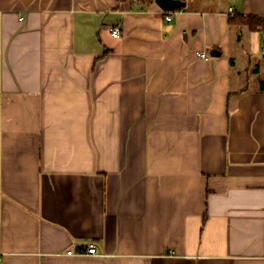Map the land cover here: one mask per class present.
Wrapping results in <instances>:
<instances>
[{
    "label": "crops",
    "instance_id": "crops-1",
    "mask_svg": "<svg viewBox=\"0 0 264 264\" xmlns=\"http://www.w3.org/2000/svg\"><path fill=\"white\" fill-rule=\"evenodd\" d=\"M184 1L0 0V264H264V0Z\"/></svg>",
    "mask_w": 264,
    "mask_h": 264
},
{
    "label": "built area",
    "instance_id": "built-area-1",
    "mask_svg": "<svg viewBox=\"0 0 264 264\" xmlns=\"http://www.w3.org/2000/svg\"><path fill=\"white\" fill-rule=\"evenodd\" d=\"M166 18L168 20H171L172 19V15L171 14H168L166 16ZM110 32L111 34L116 37V38H120L122 36V29L120 26H112L110 27ZM263 52H264V47L262 48ZM203 58H208V54L206 52H202L200 54ZM86 253L90 254V255H100V253L98 252L97 250V247L95 245V243L91 242L86 250ZM170 254H174V251L171 250L170 251ZM2 260V258L0 257V261Z\"/></svg>",
    "mask_w": 264,
    "mask_h": 264
},
{
    "label": "water",
    "instance_id": "water-1",
    "mask_svg": "<svg viewBox=\"0 0 264 264\" xmlns=\"http://www.w3.org/2000/svg\"><path fill=\"white\" fill-rule=\"evenodd\" d=\"M155 3L164 11H173L185 5L184 0H155Z\"/></svg>",
    "mask_w": 264,
    "mask_h": 264
},
{
    "label": "trees",
    "instance_id": "trees-1",
    "mask_svg": "<svg viewBox=\"0 0 264 264\" xmlns=\"http://www.w3.org/2000/svg\"><path fill=\"white\" fill-rule=\"evenodd\" d=\"M150 1H155V0H150ZM182 8V7H179ZM177 8V9H179ZM238 16H234L233 19H236ZM242 20L243 23H246L248 25H250V27L252 28H260V29H264V21L262 19H254L253 17H242L240 18Z\"/></svg>",
    "mask_w": 264,
    "mask_h": 264
}]
</instances>
